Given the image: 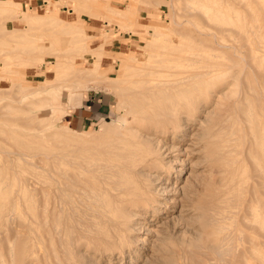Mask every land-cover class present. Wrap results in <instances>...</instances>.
Wrapping results in <instances>:
<instances>
[{"label": "bare ground", "instance_id": "obj_1", "mask_svg": "<svg viewBox=\"0 0 264 264\" xmlns=\"http://www.w3.org/2000/svg\"><path fill=\"white\" fill-rule=\"evenodd\" d=\"M250 1L256 5L257 9L250 8L249 4H252ZM13 5L16 8V13L13 15H3L2 17H6L8 19H18L24 23V27L23 29L8 28L10 29V33L8 30L5 31L6 33L7 31L9 34H11L12 31V33H15L11 34L12 36H8L17 39V41L20 40L18 41L19 45L21 46L20 49L23 51L25 50V52L28 51L27 49H30L29 51L34 53V50H44L49 48L50 53L48 54L52 55L55 59V69L53 70L55 78L49 80H45L44 78V81L40 82L42 84H37L35 86H29L27 83L23 84L20 82L17 84L23 87L25 90V92L23 90V93L21 92V94H18L19 96L17 93L14 94V96L16 95L15 97L18 96V101L20 103L28 100L29 104L27 105L33 104L34 107H37L40 110L43 106L51 105L49 96L55 89H59L67 85L61 84L59 82L65 81L73 75H83V77H85L92 75V73H94V75L98 73L97 70L100 66L99 63L101 62V59L98 60V58L102 57L101 55L103 53V50H101L103 49L101 45L98 47L100 48L99 51L101 53L98 51V55L96 54L98 56V61L95 64L92 63L88 68L80 69L73 64V59L69 58V56H66L63 49L58 47V39L52 38L50 42L49 40L43 42V38L41 36L33 35V33H31L33 30H48L55 35L58 33H63L66 35L65 37H67V42L69 43V46L72 50H75L78 53L90 51V48H88L86 45V40L91 36V34H89V32L83 28L81 23L79 24V22H77L79 26L78 24L74 25L72 22L62 20L48 11L47 14L30 13L24 10L16 1L13 2ZM225 6L227 9L226 12H228L229 15L222 10L223 8H219L224 14L217 13V16L220 17V15H222V18L226 16L231 18L232 16L233 21L231 20L229 22H223L221 25L219 24L216 26L217 32H213L214 45L211 48L212 50L207 52V55L205 54L207 60L203 64H201L200 61L199 63L190 59L189 57H186L184 61L163 60L158 62V60H155V62H157L156 64L151 66L147 64L149 66L145 65L144 67H141L142 69L131 66V63H127L125 65V69L129 73H139L141 70L148 71L144 72L145 74L161 73L160 77H150L147 79L144 77L137 80L140 82L141 86L149 91L147 99L154 100V104L148 103L145 106L144 103L146 102H144L142 98L136 101V103H139L137 106L139 107L140 112H143L142 119L146 120V123L143 124V127H146V130L144 129L146 133H140L138 135L136 131L130 130L127 119L122 117L116 118L111 122V124L114 125L112 128L107 126V124L110 125V123L103 122L101 131L103 132L104 137L115 135V139L113 141L115 143L111 142V144H108V146L105 145L106 147L100 151L98 150L99 152L93 150L96 151V153L98 152V156L94 157V155L92 156L93 158L88 160H81L77 157L78 155L75 157L72 156V158L70 157V153L72 154V152H61V144H58L57 142L56 143L59 146H55L56 148H53L51 152H16L17 158H20L23 160V162L25 161L29 164H33L37 169L38 174H36V180L34 181H30L29 178V180L26 179V175L24 176L25 178L22 177V179H18L19 177L16 175L17 179L12 183L9 182L10 180L8 181L5 179L6 181H4L5 186H10V188L6 190L7 192L4 196L5 204L1 208L2 212L0 213V235L1 233L4 234L3 236H0V252L2 251V254L0 253V264H92L90 260L92 256L88 255L87 252H92L93 254H112L116 250L119 252L127 250L126 253L129 252L131 256L135 257V260L133 261H137V251H133V248L130 246L132 233L133 231L138 230L133 220V217L138 214L137 210L142 211L147 207L154 208L155 204L157 205L160 203L158 202L157 197L153 195L155 192L157 193L161 191L164 196H166L170 190H174L173 192L178 191L182 196L186 194L184 188H177V185L173 186V189L169 188L167 185H163V183H166V180L164 179L165 181L163 182L160 180L162 175L160 173L165 170L164 167L166 162H164V152H162V147L167 142L163 143L164 145L161 146L160 140L162 137L159 140V137L157 138L154 136L157 138H154V140L153 138H150L151 135L147 134H158L160 136L170 135L172 137V142L176 141V139L177 141H181L183 136H187V134L184 132V129H186V126L189 124L194 125L196 115L204 103L207 102V97L204 99L201 97V94L205 90L204 89L202 91L204 82H206L207 78L211 76L215 77L219 74L232 75V73H228L233 72V69L237 66L240 68L239 72L237 71L238 76L233 77L235 79L233 83L235 89L229 90L234 94L232 97V103L234 106H231H233L232 108L234 110L238 126L237 127L235 125V128H237L235 129L236 137H234V139L238 138V140H240V150H244V141H248L250 152L248 153L249 155H246L249 157L260 158L261 155L264 156V54L262 52L264 49L261 48L263 50L260 52L257 50L259 49V45L257 49L254 45L253 48L251 46L252 44L256 45L257 42L258 44L259 42L264 44V23L262 24L260 21H264V0H234V2L230 0ZM245 6H248L247 10L251 11H244L246 9ZM108 8L113 10L110 5ZM258 10H260V12H258ZM244 12H247V14ZM118 14L121 15L122 13ZM121 16L124 15L122 14ZM248 18L249 21H252L251 23L247 21ZM175 19L174 17L171 19L173 24L176 23ZM107 20L110 19L108 18ZM234 20L236 21L234 22ZM258 20L261 22V24L257 22ZM1 22L3 26L1 29L4 30L5 23L3 22L5 21ZM180 22L178 21V23ZM230 24L231 27L229 26ZM235 27L237 29L239 27L243 35L250 33L249 36L247 35V38H242L243 35L240 37L237 35L238 30ZM152 28L153 31L150 32L151 39L148 41L149 43H168L170 41L168 40L170 35L167 32L171 30L175 32V27L173 28L171 25L170 27L152 26ZM5 29H7V27ZM224 32H233L234 34L236 32V35L239 36V38L232 36L233 38L229 39L231 42L227 43L228 39H226L224 36L219 38L217 37V33L222 34ZM251 33L255 35L252 37ZM11 37H9L10 40H12ZM65 41L64 43L66 44ZM255 41L256 43H254ZM263 44H260V47ZM146 45L147 43L145 46ZM164 46L166 47V45ZM91 49L94 50L96 48ZM40 50L39 52L43 51ZM255 50L260 52L259 54L263 55H257L258 53L256 54ZM1 54L2 53H0V56H2ZM3 54L5 53L3 52ZM96 55L93 53L94 58ZM155 55L158 54L155 53L149 56L151 57ZM25 59L28 60L26 57H24L23 60ZM36 59L39 58L36 57ZM212 59L213 62L211 61ZM20 62L17 61V63ZM6 63L2 62L4 65ZM181 66H184V68L173 69ZM190 66L192 67L188 68ZM165 72L169 73L162 74ZM69 75L71 76L67 78ZM20 80L18 79V81ZM15 82H17V79ZM13 85H15V83H12V86ZM10 89L11 87L9 90ZM17 89L15 88V90ZM9 92H4L3 96L5 93ZM69 93L70 96L74 94L73 91H70ZM137 93L138 92H136V94ZM204 93L206 92L204 91ZM11 95H13V93ZM3 96H1V98ZM37 97L39 99H37ZM14 100H17V98ZM32 100L37 101L33 103ZM0 109H4V107H0ZM52 112L54 117L58 118V112L55 110ZM7 114L9 115V113ZM0 115L4 116V112H1ZM20 115L22 116L24 122L20 121L21 119L18 121H20V123L22 122V126L19 123H14V126L19 124L24 129L27 137H45L47 130L52 127L51 122H47V120L43 119L41 115L37 114V111L36 113H33L22 110ZM225 116L226 117H220V119L217 121H215L216 119H213V116H208L206 118L204 117V119L200 120L199 124L202 126L204 124L205 125L199 131V133H197V131H190L191 137L196 138V143H200L199 145H201L202 149L204 150V154L203 152H195L199 154L198 158H201V156L204 160L207 158L209 159L210 164H213V160H210V156L213 154V132L218 129H222L223 120L226 118L229 119L230 114L226 113ZM13 117L14 120L17 118L15 116ZM135 119L139 121L140 117L136 116ZM2 120L9 121V119ZM213 120L215 121L214 123ZM9 122H6V124H9ZM17 126L18 125H16V127ZM64 127L66 130L73 131L79 135H85L91 132L89 130L86 132H75L67 125ZM213 129L215 130L213 131ZM194 130H196V128ZM53 136L50 139H53ZM57 136L59 137L60 135ZM47 141L48 140H46L44 144H47ZM63 142L64 144H71L69 139L68 141ZM81 143L83 142H80L79 145H81ZM92 143L93 142H91V144ZM96 143L94 144L95 146ZM99 144L104 145L102 142ZM105 144H107V142ZM97 146L100 147L99 145ZM92 147L94 148V146ZM174 147L177 148L178 146L177 144L174 145L172 143L170 146H165L164 149L165 151H168V149H173ZM14 148H16V146ZM78 148L79 147H77V150ZM20 149L22 150V148ZM88 149L91 148L88 147ZM6 156L4 155V158L2 156L4 162L7 159ZM179 159L176 157L175 159L173 158L170 160V164H168L170 166H168L170 170L173 169L175 163L178 164ZM256 166L257 168L254 175L255 177L251 175L252 178L254 177V180H252V182L254 181V185L250 186L252 187V190L250 188L247 189L249 192V198L246 199L245 203H243L246 214L241 215V217L238 216L237 221H239L240 226L236 227L235 224L234 227L236 228L235 230H232L233 232L230 230L228 235L225 233L226 235L224 234V237L220 236L219 240H217L216 243H213V252L218 255H222L229 252L233 248H237V246L242 245L243 242L250 243L249 247L251 252L254 251V253H258L259 250L262 249H260L261 240L255 243L252 242L253 239H251L252 241L250 239L245 240L246 237H244L246 234L245 228H248L251 233H254L258 237L260 235L259 227L264 224V206L262 200L257 195V189L255 190V187L258 186L261 191L264 188V167L260 162H258ZM177 168H175V170ZM181 169H177L179 170V172H177L178 176L181 172ZM10 172L12 173V170H10ZM211 172H213V170H211ZM25 173L27 174V172ZM193 173L195 175V172ZM191 176L192 175L189 172L184 180ZM187 183L188 182L186 180V184ZM16 184L17 188L14 187ZM171 184L173 185V183ZM246 188L248 187L246 186ZM179 198L173 200L168 198L169 202H178L180 205V207H178L180 208L178 209V222H180V220H185V215H189L192 211V206L188 203L189 201L184 202L182 198ZM199 208L200 207H198V209ZM154 209L157 213L161 214L160 209H157L156 207ZM202 209L198 216L204 218L206 225H212L211 222L215 221L217 218L216 216H212L214 211L211 212V207H209V209L206 208L205 210ZM215 211L217 212L220 210L216 209ZM216 212L215 214H218V212ZM186 217L188 218L189 216ZM170 219H167L166 221L162 220L163 222H160L158 225H156L157 228L156 226L155 228L153 227V230L152 228H147L146 234L149 235L153 232L155 234L156 232L158 233V231H160L158 226L165 228V226L169 224L168 220ZM185 226L187 228V225ZM191 230L193 229L191 228ZM180 231L183 233V230ZM196 233L197 231L193 232L191 238L199 240L200 233L199 231L198 234ZM162 235L160 234L159 236L158 233L157 236L161 237ZM234 235L237 236L234 238V242L236 244L235 247L232 244V240H230ZM157 236L155 235V237ZM164 236H162V238ZM194 239H191L192 241L189 239L191 242L187 240L190 244L194 243L192 244L193 247L191 246L192 248L195 246L194 251L192 249L191 253H195V244L198 241L197 240L194 242ZM150 248H152V246ZM240 248L241 249L238 251V254L242 256V258H247L245 255L250 251L247 250L246 247L244 248V245H242ZM198 253L196 254L198 255ZM263 253H258V256L264 255ZM193 256H195V254H193ZM246 258H243L242 264H245L244 259ZM147 260L148 259H145V262L140 264H149ZM168 261L169 260L166 258L167 264Z\"/></svg>", "mask_w": 264, "mask_h": 264}, {"label": "rangeland", "instance_id": "obj_2", "mask_svg": "<svg viewBox=\"0 0 264 264\" xmlns=\"http://www.w3.org/2000/svg\"><path fill=\"white\" fill-rule=\"evenodd\" d=\"M15 1L18 2L24 10L30 13L32 12L38 14H47L48 11L49 13L57 16L62 20H65L67 22H72L74 25H77L78 24L77 22H79V24L81 23L83 28L86 31H88L89 34H91V36L88 37L86 40V45L88 46V48H90V51L78 53L77 51L72 50L69 46V43L67 42V37H65L66 35L63 33H58L55 35L48 30H44V31L33 30L31 32L33 33V35L41 36L43 38V42L48 40L50 42L52 38L58 39L59 40V42L57 41L58 47L60 49H63L66 56H69V58L73 59V64L77 68L80 69L88 68L91 66L92 63L95 64L99 59H101L100 60L101 62L99 63L100 66L98 67L97 70L98 73H96L95 75L94 73H92V75L83 77V75L77 76L72 74L73 76L69 75L67 77L69 78L71 76L69 79L59 82L61 84H67V85L63 86L62 88L55 89L53 93L50 94L49 96L51 105L43 106L42 109L40 110L37 107H34L33 104H30L31 106L27 105L29 104L28 100H25L23 103L22 102L20 103L18 101L19 99L18 94H21V92L24 89L23 87L17 84L20 82L23 84L27 83V85L29 86H35L37 84H42L40 82L44 81V78L45 80L55 78L53 71L55 69V65H54L55 59L53 58L52 55L48 54L50 53L49 48H46L44 50L37 49L36 51L31 50L34 53L39 52V50L40 51L43 50L42 52L37 53V55L36 53L34 54L30 52L29 51L30 49H27L28 51L26 50L27 52H25V50L23 51L20 49L21 46L18 43V41L20 40L17 41V39L11 37L12 36L11 34H15V33H12L13 31L11 30L12 32L11 34H9L10 29L8 28L23 29L24 27V23L18 19H13V18L8 19L6 17H2L3 15H13L16 13V8L13 5V2ZM229 1L228 0L225 1L224 0H50V1L49 0H0V53H2L1 54L2 56H0V73L2 74V76L0 74V92H1L0 107L2 108L4 107V109H0V114L1 112L2 113L4 112V116H2L3 114L0 115V160L2 162V164L0 162V213L2 212L1 208L5 204L4 196L6 195L7 192L6 190L10 188V186L9 187L5 186L4 181L10 180L9 182L12 183L16 181L17 179L16 175L19 177L18 179H22V177L26 175V179L29 178L30 181H34L36 180V176H37L36 174H38L37 173L38 171L33 164L31 163L29 164L28 162L25 161L23 162V160L17 158V153H16L17 151H21V152L25 151L28 153L29 152L34 153V151L51 152V150L59 146L58 144L60 143L61 144L60 146L62 147L61 152H65V153L72 152V154L74 155L70 153V157L72 156L75 157L78 155L77 157L79 159L88 160L93 158L92 156L94 155H95L94 157L98 156V152L102 150L104 147L108 146V144H111V142H113L115 139V135H112L110 137H104V134L101 131L103 122L110 123V125L107 124V126L108 127L110 126V128H112L114 125H112L111 122L116 118H122V117L127 119L130 130L136 131L138 135L140 133H146L145 132L146 127H143V124L146 123V120L142 119L143 112H140V109L137 106V104L139 105V103H136V101L142 98L144 102H146L144 103L145 106L148 103L154 104V100L147 99V96L149 95V91L145 89L143 86H141L140 82H138L137 80H139L140 78L142 79L144 77H146V79L150 77H160L161 73L145 74L144 72H148L145 70H141L139 73H129L125 69V65L127 63H131L130 64L131 66L142 69L141 67H144L147 64H149L150 66L156 64L157 62H155V60L156 61L158 60V62L163 60L184 61L186 57H189L190 59L195 60L197 62L200 61L201 64H203L207 60L205 54L207 55V52H210V50H212L211 48L214 45L213 32H217L216 26H218L219 24L221 25V23L223 22H229L231 20L233 21L232 16L231 18H229V16L223 18L222 15H220V17L217 16V13L224 14L223 11L224 12L227 11L225 5ZM231 1L234 2V0ZM251 2L252 1H250V3ZM108 4L113 8V10L111 8H108L109 7ZM249 5L251 9L253 8L257 9L256 5L253 2L252 4ZM219 8L221 9L223 8L222 9L223 11H220ZM247 8L248 6L244 11H246ZM250 11L251 10H247V12ZM247 12L244 13L247 14ZM258 12H260V10H258ZM118 13L120 14L122 13L124 16H121L122 14L119 15ZM226 14L229 15L228 12H226ZM173 17L174 19L176 17V19L179 22L181 21L180 22L181 24L178 23L176 19L175 21L177 24L176 23L173 24L171 22V19ZM108 18L110 20H107ZM1 21H5L3 23H5V28L7 27V29L5 28L4 30L1 29L3 27ZM235 21L236 20H234V22ZM247 21H249V18ZM260 21L262 22V24L264 23L263 20ZM249 22L251 23L252 21ZM257 22L261 24L259 20ZM170 25L173 26V28L175 27L174 30L175 32H173V30L167 32L170 35L168 38V40L170 41L168 43L167 42L163 43L164 45H166V47L162 43L148 42L151 39L150 32L153 31L152 26L170 27ZM229 26L231 27V24ZM239 27L238 29L236 27L235 28L238 30L237 35L241 37L243 33L240 31ZM6 30H8L9 33L8 31L6 33L5 32ZM18 32H22V31H18ZM222 34L217 33V37L219 38L224 36L226 39H228L227 43L231 42L229 40L230 38L233 37L239 38V36L236 35V32L235 34L233 32L231 33L224 32ZM249 34L246 35L244 34L242 38L244 37L247 38ZM251 35L253 37V35L255 34L251 33ZM9 37H11L12 40H10ZM64 41L66 42V44L64 43ZM146 43L147 45L145 46ZM254 43H256V41ZM260 44L263 43L259 42L258 44L257 42L256 45L252 44L251 46L252 48L255 46V48L257 49L259 45L258 47L259 49L257 50L261 52L264 49V47H262L264 46V44L261 45V47ZM100 45L103 48L101 49L103 50L102 51L103 53L101 55L102 57L98 58L97 60L98 57L97 52L100 50V48H98ZM91 48H96V49H94L95 50L94 51ZM257 50H255V53L256 54L258 53L257 55L264 54V51H262L263 54H259L260 52H258ZM3 52L5 54H3ZM93 53L95 55L97 54L95 58L93 56ZM99 53L101 52L99 51ZM150 53L152 55L155 53L158 55L150 57L149 56L151 55ZM24 57H26L28 60L26 59L23 60ZM36 57L39 59H36ZM17 61L18 62L21 61L20 62L21 64L17 63ZM211 61L213 62V59ZM2 62L3 63L8 62L9 64L6 63L4 65L2 64ZM191 67L192 66L188 68ZM237 67L233 69L234 71L232 70L233 72L228 73V74L232 73L233 76L219 74L216 75L215 77L211 76L207 78L202 88V91L205 89L204 91L206 93H204L203 91L201 94L202 98L205 99L207 97L206 98L207 102L204 103V105L201 107L200 111L196 115L194 125L189 124L190 126L189 125L186 126L184 132L185 134H187V136H183V137L181 136L182 137L181 141L179 140L177 141L176 139V141L172 142V137L170 135L160 136L158 134L157 135L147 134V135H151L150 138L153 139L155 137L157 138L159 137L160 140V138L162 137L163 139L161 138L160 140L161 146L164 145L163 143L169 142L168 144L166 143L162 147L163 150L162 152H164L163 153L164 162H166L164 167L165 170L163 169L164 171L160 173L163 176L165 175L164 176L165 178L162 175L160 178L162 182L166 180L165 181L166 183H163V185H167L169 188L172 189L173 186L177 185V188L179 187L184 188L186 194L182 196L180 192L178 191L173 192L174 190L173 191L170 190V192L166 196H164V194H162L161 191L157 193L155 192L153 193V195L157 197V200L160 203H158L157 205L155 204L154 208L156 207L157 209H160L161 214L157 213L153 207H147L142 211L137 210L140 216L138 214H137L138 216L135 215L133 217L134 218L133 220L138 230L133 231L132 238L130 239V246L133 248L132 250L137 251V256H136L137 261H133L135 260V257L131 256L129 252L126 253L127 250H124L123 252H119L118 250H116L112 254L109 253L93 254L92 252L89 253L87 252L88 255L92 256L90 258L92 264L94 263L95 264H140V263H144L145 259H148L147 261L149 262V264L151 263L167 264L166 258L169 260L168 264H242L243 258H246V257L242 258V256L238 254V251H240L241 249L240 247L242 245H244V248L246 247V249L250 251L245 255L247 256V258L244 259L245 264H264V255L258 256L259 255L258 253L262 254L264 252L262 251L264 250V224L259 227L260 235L258 237L254 233H251L248 228H245L246 230V234L244 235V237H246L245 240L253 239V241L252 240L251 241L255 243L261 240L260 249L261 248L262 249L259 250L258 253L256 252L254 253V251L251 252V249L249 247L250 245L249 242H245V243L243 242L242 245H238L239 247L237 246V248H233L229 252L224 253L222 255H218L213 252V243H216V241L219 240L220 236L224 237L225 233L228 235L230 230L231 231L235 230L237 226H240L239 221H237V219L238 216L241 217V215L246 214L243 203H245L246 199L249 198V194H248L249 192L247 189L250 188L252 190V187L250 186L254 185V181L252 182V180H254L253 178L255 177L254 175L257 168L256 165L258 162H260L263 164L264 167L263 155H261L260 158L259 157L253 158L248 156L249 155L248 153L250 152L248 141L246 140L244 141L243 144L244 150H240L241 148L240 140H238V138L234 139V137H236L235 129L238 126H237L235 113L232 108L234 106L232 103V97L234 96V94L229 90L235 89V86L233 85L235 79L233 77L238 76L237 71L239 72L240 69L239 67L238 68ZM183 68L184 66L173 69H183ZM168 73L169 72H165L162 74H168ZM14 78L15 80L17 79V82H15ZM18 79L21 80L18 81ZM12 83H15V85L12 86ZM10 87L11 89L9 90ZM15 88L16 89L19 88V89L15 90ZM70 91H73L74 93L71 96L69 93ZM93 91H96L99 94L104 95L106 97V103L107 105L110 106V109L108 111L99 112L97 110L96 111L93 110L91 119H88L85 122H82L81 118H79L75 122L73 121L68 122L67 118L65 117L62 118V115L65 114L66 112V106L70 103L67 102L68 99L72 103V101H74L75 99H79V97H81L82 94ZM4 92H9V93H5L6 95L4 94L3 96ZM136 92L138 93L136 94ZM12 93L13 95H11ZM16 93L18 95L17 97H15L16 95L14 96V94ZM8 95L10 98L8 97ZM1 96L3 97L1 98ZM16 98L17 100H14ZM37 99L39 98L37 97ZM36 101L32 100L33 103H35ZM135 108L138 110H136ZM22 110L30 111L33 113H36L37 111V114L41 115L43 119L47 120V122H51L52 127L49 130H47L45 137L34 136L33 138H31L26 136L24 129L21 127L22 122L20 123V121H23V118L20 115ZM53 110L58 112V118L54 117V114L52 112ZM7 113H9V115ZM226 113L230 114L229 119L226 118L225 120H223L221 130L218 129L219 131L216 130L215 132H213V142H212L213 154L210 156V160H213V164H210L209 159L206 158V160H204L202 156H201L202 159L198 158L199 154L195 152H203L204 154V150L202 149L201 145H199L200 143H196L197 139L191 137L190 131L193 132L197 131V133H199V131L205 125L204 124L202 126L199 124L200 120L204 119V117L206 118L208 116L209 117L213 116V119H216L215 121H217L222 116L226 117L225 116ZM13 116L17 118H15L14 120ZM136 116L140 117L139 121L135 119ZM2 119L5 120L9 119V121L11 120L12 121L9 122V121H4ZM215 121L213 120V123ZM6 122H9V124H6ZM14 123H19L21 126L19 124H16L18 125L16 127V125L14 126ZM65 125H67L70 129L74 130L75 132H83V131L86 132L88 130L91 132L89 134L79 135L77 133H74L73 131L66 130L64 127ZM235 125L237 126L236 128ZM195 128L196 130H194ZM214 130L215 129H213V131ZM57 135L60 136L58 137ZM52 136L53 139H50L52 138ZM7 137H8V141H7ZM68 139L70 140L71 144L69 143L64 144L63 141L66 142L68 141ZM46 140H48L47 144H44ZM51 140H53L54 142ZM100 141L104 145L99 144L101 143ZM80 142H83L84 145L83 143L79 145ZM91 142L93 143L91 144ZM94 142L95 143L98 142L96 143V146L94 145L95 144ZM106 142L107 144H105ZM172 143L174 145L177 144L178 147L177 148L174 147L173 149L170 148L168 149V151H165L164 147L168 145L170 146L172 145ZM97 145H99L100 147L102 145V147L100 148ZM15 146L16 148H14ZM92 146H94V148ZM77 147H79L78 150ZM88 147L91 149H88ZM20 148H22V150ZM5 149L8 150L6 151ZM93 150L96 151L99 150V151L96 153V151ZM4 155L5 156L7 155L6 156L7 159L5 160V162L3 159ZM176 157H178V159L180 158L178 164L175 163L176 165L174 164L173 169L170 170L169 168L170 166L168 164H170L169 162L171 159L173 158L175 159ZM12 165L15 168H13ZM25 168L30 172L26 171ZM175 168L177 169L182 168L179 176L177 175V172H179V170L177 169L175 170ZM10 170H12V173L10 172ZM191 170L195 172V175ZM211 170H213V172H211ZM25 172H27V174ZM189 172L192 175L191 176L192 178L191 177L187 178L186 180L188 183L186 184V180L184 179L189 174ZM251 175L254 177L252 178ZM171 183H173V185ZM246 186L248 188H246ZM14 187L17 188V184ZM258 187H255V190L257 189V195L262 200L264 206V188L262 187L263 189L261 191ZM179 197L182 198L184 202L189 201L188 203L192 206L191 213L189 215H185L186 219L183 221L180 220V222H178V217H177L179 212L178 209H180L178 208L180 207L179 203L169 202L168 199L170 198L173 200V199H178ZM208 206L211 207V212L214 211V214L212 216L217 217L215 221L211 222L212 225L210 224L206 225L204 218L198 216V214L201 212V209L202 208H204L202 210H205L206 208L209 209ZM198 207L200 208L198 209ZM216 209L220 210L221 212L217 211L218 214H215ZM186 216L189 217L187 218ZM167 219L170 220H168L169 224L166 225L165 228L158 226V229L160 230L158 231L159 236L160 234L162 235L163 233L164 234L162 236L165 235L163 238L162 236L161 237L157 236L158 235L157 232L156 234L154 232L150 233L149 235L146 234L147 228H152L153 230L156 225H158L160 222L166 221ZM236 222L238 223V225ZM235 224L236 227H234ZM185 225H187V228ZM191 228L194 231L191 230ZM180 230H183V233H181L182 231ZM195 231H197L196 234H198V231L200 233L199 234L200 236L198 235L200 238L199 240L197 239L199 242L194 238H191L193 232ZM171 232L173 233V235ZM3 235L4 234L1 233L0 236ZM155 235L157 237H155ZM232 237L233 238H231L230 240H232V244L235 247L236 244L234 242V238L237 236L234 235ZM189 239L190 240L194 239V242L197 241L195 244L196 245L195 253L194 252L191 253L192 249L194 251L195 246L194 248H192L193 247L192 244L194 243L192 244L188 243V241L189 242L192 241V240L190 241ZM151 246L152 248H150ZM0 253L2 254V251ZM196 253H198V255ZM145 254L147 255V257ZM193 254H195V256H193Z\"/></svg>", "mask_w": 264, "mask_h": 264}, {"label": "crops", "instance_id": "obj_3", "mask_svg": "<svg viewBox=\"0 0 264 264\" xmlns=\"http://www.w3.org/2000/svg\"><path fill=\"white\" fill-rule=\"evenodd\" d=\"M67 102L70 103L66 106V112L62 115V118H67L68 122H75L79 118L82 119V122H85L91 119L93 110L106 112L110 109V106L106 103V97L96 91L82 94L79 99L72 101L73 104L69 99Z\"/></svg>", "mask_w": 264, "mask_h": 264}]
</instances>
